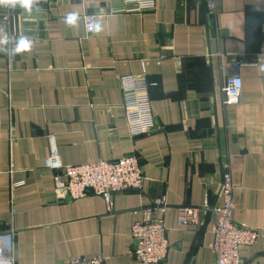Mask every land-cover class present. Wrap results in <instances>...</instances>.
Returning a JSON list of instances; mask_svg holds the SVG:
<instances>
[{
  "label": "crops",
  "instance_id": "0c3cea01",
  "mask_svg": "<svg viewBox=\"0 0 264 264\" xmlns=\"http://www.w3.org/2000/svg\"><path fill=\"white\" fill-rule=\"evenodd\" d=\"M0 0V238L13 264H68L103 254L139 264L130 227L136 211L166 197L170 251L160 264H215L217 216L181 224L178 208L216 199L226 165L233 220L255 229L244 264H264V0H156L127 11L124 0ZM97 16L88 35L84 17ZM149 85L159 129L130 135L120 76ZM243 101L225 100L229 77ZM137 155L141 190L60 197L47 167ZM221 201V200H220ZM223 203V200L221 201Z\"/></svg>",
  "mask_w": 264,
  "mask_h": 264
},
{
  "label": "built area",
  "instance_id": "2783aa9c",
  "mask_svg": "<svg viewBox=\"0 0 264 264\" xmlns=\"http://www.w3.org/2000/svg\"><path fill=\"white\" fill-rule=\"evenodd\" d=\"M124 2L127 6L126 10L130 12L153 9L156 5V0H124ZM216 2L217 0L208 1L210 13L216 12ZM19 5H21L19 0H5L3 7L12 11ZM84 20L86 32L88 35L93 34L97 16L87 14ZM120 86L130 135L137 137L158 130L160 127L153 113L149 85L134 74H126L120 76ZM223 93L228 103H242L241 77L238 75L229 77L223 86ZM47 167L55 171V187L60 197L76 199L94 192L105 199L109 211H114L113 201L116 194L128 190H141L146 180L141 160L137 155L82 164H64L54 145L47 159ZM233 192L232 175L226 165L215 200L208 199L205 204L198 207L178 208V221L181 224L200 223L201 213L204 212L217 216L212 243L216 257L215 264H244L240 247L253 245L259 237L257 230L233 220L232 213L235 209ZM220 200H223V203ZM169 208L170 204L163 196L155 199L152 205L136 210L143 214V219L136 221L130 227V232L135 240L132 254L139 264H160L168 257L170 241L164 216ZM5 236L4 238L8 240V251L11 253V234L7 233ZM4 250L6 249L0 241V264H13L12 259L4 255ZM68 264H106V258L100 253L93 257L73 258Z\"/></svg>",
  "mask_w": 264,
  "mask_h": 264
},
{
  "label": "clouds",
  "instance_id": "9594fccd",
  "mask_svg": "<svg viewBox=\"0 0 264 264\" xmlns=\"http://www.w3.org/2000/svg\"><path fill=\"white\" fill-rule=\"evenodd\" d=\"M19 2L23 6H29L31 4V0H19Z\"/></svg>",
  "mask_w": 264,
  "mask_h": 264
}]
</instances>
